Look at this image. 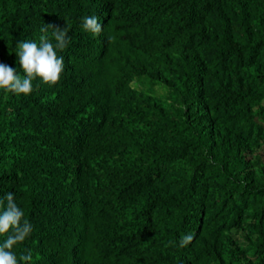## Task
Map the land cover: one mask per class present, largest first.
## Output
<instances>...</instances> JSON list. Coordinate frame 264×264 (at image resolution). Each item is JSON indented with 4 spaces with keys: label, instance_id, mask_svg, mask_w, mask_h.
I'll return each mask as SVG.
<instances>
[{
    "label": "trees",
    "instance_id": "obj_1",
    "mask_svg": "<svg viewBox=\"0 0 264 264\" xmlns=\"http://www.w3.org/2000/svg\"><path fill=\"white\" fill-rule=\"evenodd\" d=\"M42 23L69 29L59 82L0 90V197L33 225L17 258L264 264V0H0V63L23 76Z\"/></svg>",
    "mask_w": 264,
    "mask_h": 264
},
{
    "label": "clouds",
    "instance_id": "obj_2",
    "mask_svg": "<svg viewBox=\"0 0 264 264\" xmlns=\"http://www.w3.org/2000/svg\"><path fill=\"white\" fill-rule=\"evenodd\" d=\"M103 24L97 16L83 18V30L98 36L103 31ZM39 42L22 40L16 45V56L23 76L16 74V69L0 63V90L14 95L27 96L33 91V81L39 79L46 85L59 82L64 71V58L58 56L70 43L69 29L59 25L42 23ZM24 211L17 205L14 193L6 192L0 197V236H6L0 243V264H31L32 253L26 250L19 258L13 249L23 244L30 237L33 225L24 218ZM192 235H186L181 244L190 242Z\"/></svg>",
    "mask_w": 264,
    "mask_h": 264
},
{
    "label": "rangeland",
    "instance_id": "obj_3",
    "mask_svg": "<svg viewBox=\"0 0 264 264\" xmlns=\"http://www.w3.org/2000/svg\"><path fill=\"white\" fill-rule=\"evenodd\" d=\"M136 87L138 88V90L140 92H147V91H149V92L153 93L154 95L158 96L162 101L163 100L164 101L165 100L166 101H170L172 99L171 94L169 92H167L165 90H162V89H157V88L151 90L149 88V86L146 83H144V82H140V81L137 82L136 83Z\"/></svg>",
    "mask_w": 264,
    "mask_h": 264
}]
</instances>
